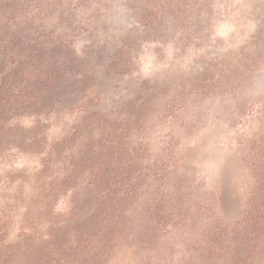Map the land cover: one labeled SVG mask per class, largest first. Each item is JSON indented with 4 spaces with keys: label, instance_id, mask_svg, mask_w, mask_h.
<instances>
[{
    "label": "rangeland",
    "instance_id": "rangeland-1",
    "mask_svg": "<svg viewBox=\"0 0 264 264\" xmlns=\"http://www.w3.org/2000/svg\"><path fill=\"white\" fill-rule=\"evenodd\" d=\"M3 261L264 264V0H0Z\"/></svg>",
    "mask_w": 264,
    "mask_h": 264
},
{
    "label": "trees",
    "instance_id": "trees-1",
    "mask_svg": "<svg viewBox=\"0 0 264 264\" xmlns=\"http://www.w3.org/2000/svg\"><path fill=\"white\" fill-rule=\"evenodd\" d=\"M2 227V226H1ZM2 264H9V261H8V263H7V261H3V263Z\"/></svg>",
    "mask_w": 264,
    "mask_h": 264
}]
</instances>
